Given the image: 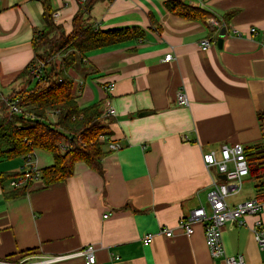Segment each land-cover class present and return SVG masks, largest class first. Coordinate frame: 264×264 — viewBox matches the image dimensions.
<instances>
[{
    "label": "crops",
    "instance_id": "crops-1",
    "mask_svg": "<svg viewBox=\"0 0 264 264\" xmlns=\"http://www.w3.org/2000/svg\"><path fill=\"white\" fill-rule=\"evenodd\" d=\"M49 1L54 24L70 33L79 2ZM184 1L214 17L204 22L177 17L165 8L166 0L93 6L94 29L143 31L141 39L86 53L70 71L80 108L99 104L104 112L109 104L116 112L105 118L102 174L79 161L66 181L45 186L35 180L25 195L8 197L26 185L12 188L9 182L26 170L27 159L0 161V174L15 176L0 183V260L27 251L65 256L93 246L95 264H224L211 258L202 224L195 223L186 236L176 222L200 206L208 210L213 183L223 181L215 167L205 168L202 154L218 157L221 146L262 142L257 114L264 112V0ZM42 12L39 0H0V99L26 87L19 76L34 60L31 40L43 27ZM204 40L210 41L206 51L200 47ZM168 54L172 59L165 61ZM180 90L187 107L176 103ZM29 160L37 170L54 163L40 150ZM244 184L247 193L229 196L230 207L255 198L252 180ZM163 228L173 237L162 234ZM255 230L264 234V203L259 215L225 223V256L264 264ZM147 236L151 242L145 244Z\"/></svg>",
    "mask_w": 264,
    "mask_h": 264
},
{
    "label": "trees",
    "instance_id": "trees-1",
    "mask_svg": "<svg viewBox=\"0 0 264 264\" xmlns=\"http://www.w3.org/2000/svg\"><path fill=\"white\" fill-rule=\"evenodd\" d=\"M39 1L43 27L34 31L31 40L34 60L19 76L26 87L6 97L9 102H15L20 112L10 114L7 102L0 99V161L26 157L35 150L50 153L53 165L39 170L40 180L49 186L69 179L74 164L79 161L102 174V138L108 133L105 118L99 104L86 108L77 105L75 81L70 71L86 53L141 39L143 31L136 27L96 30L89 23L91 9L97 3L114 0H77L80 7L72 18V30L65 34L53 22L50 1ZM165 8L172 15L192 21L204 22L214 17L211 12L188 5L184 0H166ZM35 70L36 73H32ZM257 115L262 142L243 148V151L248 177L254 183L255 199L264 203V112ZM61 145L66 147L64 153L60 151ZM11 176L0 174V183ZM29 184L15 189L8 197L25 195ZM29 255L36 254L33 251L22 254Z\"/></svg>",
    "mask_w": 264,
    "mask_h": 264
},
{
    "label": "built area",
    "instance_id": "built-area-1",
    "mask_svg": "<svg viewBox=\"0 0 264 264\" xmlns=\"http://www.w3.org/2000/svg\"><path fill=\"white\" fill-rule=\"evenodd\" d=\"M254 29H251L253 32ZM202 51H206L210 47V41L204 40L200 43ZM172 56L166 55L164 60L170 61ZM32 73H36L32 71ZM112 86L109 87L111 91ZM7 102L10 114H18L20 109L16 106L15 102H9L6 99H2ZM176 103L180 107H187L189 105L188 98L183 90H180L176 94ZM115 110L106 105V109L102 112L103 118L115 117ZM106 141L105 138H102ZM111 150L117 149V146L110 145ZM60 151L64 153L66 147L60 146ZM26 170L19 172V175L10 180L9 184L12 188H19L27 183L40 179V172L34 166H32L29 155L25 157ZM201 160L206 169L215 167L216 171L225 179L220 183H213L211 190L207 195L208 210L203 207H198L190 212L187 217H180L176 222V228L182 231L186 236H189L193 232V225L195 223L202 224L203 236L205 245L209 251L212 259L222 258L224 264H243L241 258H229L225 256L222 243V230L226 222L234 221L238 222L245 216H257L259 215L262 202L252 198L245 202L239 203L230 207L227 204V198L231 195L239 193L242 189L243 181L249 176V170L247 161L245 159L242 146L234 145L232 147L221 146L218 152V157L215 152L204 153L201 156ZM261 228V222H256V229ZM161 233L166 237H173V232L170 228H163ZM255 241L260 249H264V234L255 230ZM145 244L151 242V237L147 236L144 240ZM82 258L84 264H95V248L93 246H87L86 248L65 256L54 257H40L37 255L19 256L17 259L0 260V264H54L68 259Z\"/></svg>",
    "mask_w": 264,
    "mask_h": 264
},
{
    "label": "water",
    "instance_id": "water-1",
    "mask_svg": "<svg viewBox=\"0 0 264 264\" xmlns=\"http://www.w3.org/2000/svg\"><path fill=\"white\" fill-rule=\"evenodd\" d=\"M224 30H222L221 32H220V38L218 39V42H217V45H218V48H221V45H222V37L224 36ZM147 115V113H142V114H140L139 116L140 117H144V116H146ZM225 178L223 177V180H224Z\"/></svg>",
    "mask_w": 264,
    "mask_h": 264
},
{
    "label": "rangeland",
    "instance_id": "rangeland-1",
    "mask_svg": "<svg viewBox=\"0 0 264 264\" xmlns=\"http://www.w3.org/2000/svg\"><path fill=\"white\" fill-rule=\"evenodd\" d=\"M26 81V80H25ZM23 89V88H22ZM253 191V190H252ZM244 193L246 194L247 193V190H246V188H245V184H244V186H243V188H242V192H240V196H243L244 195Z\"/></svg>",
    "mask_w": 264,
    "mask_h": 264
}]
</instances>
